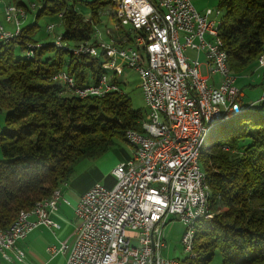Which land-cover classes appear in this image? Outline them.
Masks as SVG:
<instances>
[{
	"label": "trees",
	"instance_id": "trees-1",
	"mask_svg": "<svg viewBox=\"0 0 264 264\" xmlns=\"http://www.w3.org/2000/svg\"><path fill=\"white\" fill-rule=\"evenodd\" d=\"M27 2L35 3L31 20L22 23L19 35L0 40V229L65 185L79 161L99 158L115 138L124 140L127 129L142 131L147 115L131 106L115 72L101 65L107 60L102 53L71 52L81 43L96 44L99 14L110 13L111 0ZM7 4L29 12L20 0ZM211 8L220 10L218 36L229 70L235 76L251 73L264 42V0H217ZM42 16L50 17L44 30L37 26ZM57 26L61 31L54 33ZM58 36L67 49L56 47ZM109 37L126 45L132 33L127 27ZM61 72L79 88L105 73L122 93L79 97L58 77ZM250 111L232 117L234 123L211 134L199 152L212 217L196 223L195 256L182 264H209L214 255L219 264H264V113L249 117Z\"/></svg>",
	"mask_w": 264,
	"mask_h": 264
},
{
	"label": "built area",
	"instance_id": "built-area-1",
	"mask_svg": "<svg viewBox=\"0 0 264 264\" xmlns=\"http://www.w3.org/2000/svg\"><path fill=\"white\" fill-rule=\"evenodd\" d=\"M111 7L112 29L129 27L131 42L117 44L109 37L113 31L109 29L105 40L95 28L96 44L88 43V48L75 50V54L102 53L107 60L101 65H109L116 76L123 67L137 72L147 107L141 124L146 136L128 134L131 154L111 168V186L93 185L79 196L74 207L78 223L65 264H177L180 259L161 254L163 228L174 218L185 225L180 240L184 250L189 217L204 212L203 203H196L200 178L194 163L202 126L227 114V107L248 104L242 103L241 88L222 65L221 50L210 46L214 19H220L218 8L199 12L190 0H111ZM3 15L12 30L0 24V39L19 35L27 16L23 7L6 4ZM52 27L47 25L48 30ZM201 66L217 80L209 82ZM258 68H264V58ZM58 75L66 77L67 86L79 97L102 96L112 90L122 93L108 77L100 76L97 83L79 88L65 73ZM255 102L264 105V88ZM158 131H166V138L158 139ZM60 192L56 188L52 202H34V213L20 211L17 223L0 229V264L1 260L22 261L24 254L16 241L36 227H57L49 213ZM65 248L61 243L49 250L63 252Z\"/></svg>",
	"mask_w": 264,
	"mask_h": 264
},
{
	"label": "rangeland",
	"instance_id": "rangeland-1",
	"mask_svg": "<svg viewBox=\"0 0 264 264\" xmlns=\"http://www.w3.org/2000/svg\"><path fill=\"white\" fill-rule=\"evenodd\" d=\"M27 4V8L29 12L26 11V14H28L27 19H30L33 17V9L35 8V3H29L27 0H20ZM85 1V0H83ZM89 1V0H86ZM8 0H0V22L4 23V16H3V7L7 4ZM212 5H217V0H211ZM112 9V7L110 8ZM104 14V15H103ZM49 16H42L37 19V26L40 30H44L45 25L49 22ZM99 20L98 23V29L102 35L104 36L103 39L108 40V37L105 33L106 29L113 30L115 20L113 17H111L110 13H100L99 14ZM103 21V23H101ZM10 24L12 28V23H6ZM4 29H6L4 27ZM8 30V29H7ZM10 30V29H9ZM61 31V27L57 26L54 29V33H57ZM53 40L54 38L51 37ZM50 40V39H48ZM191 57L194 56V53L188 52ZM203 57V55H201ZM203 59V58H202ZM200 59V60H202ZM257 66V65H256ZM109 71V70H107ZM202 73V71H201ZM251 76V77H249ZM255 73L248 76H236L235 84L241 88L244 98L242 103L248 104L251 111L248 113L249 117H254L259 115L260 112L264 113V105L263 108L260 111H256L254 109L255 105L257 104L255 100L258 98L260 94V85L261 84H254L255 81ZM118 83L120 87L122 88L123 92L129 97L131 106L134 109H139L142 111L147 112V107L144 103L143 96L141 94L140 90V80L137 72L132 67H123L122 72L117 75ZM246 106V105H244ZM1 117V115H0ZM237 117V116H236ZM238 118V117H237ZM236 118H231L230 120L226 121L224 125L220 124L216 125L211 128L210 132H208L203 142L200 145L199 152L206 147V143L208 142V138H210L211 134H220L224 133L223 128L224 126H227L231 124ZM1 121V120H0ZM234 123V122H233ZM232 123V124H233ZM131 150V147L125 142V140H121L119 138H115L113 140L112 145L109 147V149L100 156V161L94 162V160L90 159H82L79 161L75 167L72 176L68 179L66 182L71 187L74 188H88L93 185H106L103 177L98 175V172L102 174L101 169L105 173L107 169L104 167L110 168L111 164L115 161L118 162L120 158L122 157V151L126 152ZM122 150V151H121ZM1 158V155H0ZM96 168V169H95ZM103 175V174H102ZM64 187V186H63ZM185 225L177 218L171 219L165 227L163 228L164 232V240H165V246L161 249V254L164 257L168 258H178L183 259L188 254L183 250V247L181 245V236L184 232ZM209 264H219V256L214 255L212 258V261Z\"/></svg>",
	"mask_w": 264,
	"mask_h": 264
},
{
	"label": "crops",
	"instance_id": "crops-1",
	"mask_svg": "<svg viewBox=\"0 0 264 264\" xmlns=\"http://www.w3.org/2000/svg\"><path fill=\"white\" fill-rule=\"evenodd\" d=\"M190 2L199 12H203L206 8L215 7V5H212L211 0H190ZM27 16L25 21L29 20L27 19ZM0 24H2L8 30L12 29L10 24H6L5 22H0ZM102 37L104 38L103 35ZM201 55L202 54L199 55V60L203 58ZM203 60L204 59L200 61ZM201 71L203 75L208 76L209 82L217 80V76H215V74L211 76L208 75L207 68H205L204 66H201ZM254 73L256 77L254 84H261L260 90H262L264 88V68H258L256 66L251 73H247L241 76L244 77L252 75ZM130 154V149L126 152L122 151V157L118 162L115 161L114 163H112L110 168L104 167L105 169H107L105 173L101 169L103 175L98 172V175L103 177L106 185H111L113 183V177L110 175L111 168L117 163L125 161L127 158H129ZM99 159L100 157L94 160V162L100 161ZM63 186L59 187L61 192L60 197L56 202L55 209L49 213L50 219L57 224V227H36L32 231H30L24 238L16 241V246L20 248L24 254L22 261L5 262L1 260V264H65L69 248L74 240V230L78 223L74 215V207L79 199V196L87 188H74L67 183ZM61 243L66 244V248L63 250V252H61L60 250L51 252L49 250V248L52 246H54L56 249L59 248Z\"/></svg>",
	"mask_w": 264,
	"mask_h": 264
},
{
	"label": "bare ground",
	"instance_id": "bare-ground-1",
	"mask_svg": "<svg viewBox=\"0 0 264 264\" xmlns=\"http://www.w3.org/2000/svg\"><path fill=\"white\" fill-rule=\"evenodd\" d=\"M24 10L25 9L23 8V14H25ZM101 23H103V21ZM220 23H221V19H214L213 26L211 28L210 46H211V48H213L215 50H221L222 65L228 71V74L230 76H232L233 80H235L236 76L234 74H232L228 68L226 51L223 49L222 41H221L220 37L218 36V27H219ZM4 30H7V29H4ZM12 38H13V36H5V37H2L0 40L2 42H7ZM60 39L61 38L58 36V43L56 41H54V44L56 45V47L63 48V46L65 44L62 46V44L60 43L61 42ZM263 43H262L260 51L257 55V59H256L257 67H259L261 58H264V44ZM36 45H38V44H36ZM65 47H66V45H65ZM70 47H72V46H70ZM85 48H88L87 42L81 43L78 46H73V48H71L72 49L71 52H73L75 54V50L85 49ZM66 49H67V47H66ZM105 70L110 71L109 65H105ZM101 76L108 77L105 73L102 74ZM58 77L61 78L64 82H66V77L64 75H58ZM249 108H250L249 105H246V106L237 105L235 107H227V114L220 116V117H217V118H211L209 121L204 122V125L202 126V130L200 132L199 139H197L195 142L194 163H195V168L197 170V175H199V178H200L199 182H198L196 203H203L204 212L194 213V215H191L189 217L188 224L186 227V242H185V247H184V251L188 254L186 257L192 258L195 256L194 246H195L196 223L199 220L209 219V218L205 217V214H212L210 209H209V201H208L209 186H208V183L206 181L205 174L199 165V160H198L200 145L203 142L205 135L208 132H210L212 127H214L216 125L223 124L224 122H226L230 118L234 117L235 115H238L239 113L247 111ZM141 128H142V131H137L134 129L125 130L124 135H123L125 142L128 144V134H130L131 136H146V129H144L142 127V125H141ZM165 138H166V131H158V139H165ZM55 190L56 189H54L53 192ZM53 192L49 196L44 197L40 200H37L36 202H43V201L44 202H52L54 200V193ZM20 211H26V213H34V205H32L31 208H29V209L19 210L16 217L14 218V220L8 226H12L18 222ZM177 264H182L181 260Z\"/></svg>",
	"mask_w": 264,
	"mask_h": 264
}]
</instances>
